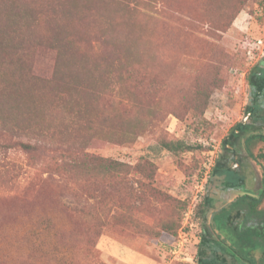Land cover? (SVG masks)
Instances as JSON below:
<instances>
[{
    "label": "rangeland",
    "instance_id": "374dc122",
    "mask_svg": "<svg viewBox=\"0 0 264 264\" xmlns=\"http://www.w3.org/2000/svg\"><path fill=\"white\" fill-rule=\"evenodd\" d=\"M0 25L31 52L0 59V264H198L213 250L226 257L213 264H264V227L244 220L215 223L218 243L241 250L201 246L203 210L210 224L245 192L223 190L211 171L254 102L264 0H0ZM50 36L65 41L64 56ZM250 133L264 134V121L237 142L244 154ZM20 140L43 149L27 154ZM170 140L194 149L170 151L161 144ZM248 147L253 189L264 142ZM86 152L123 169L56 165ZM207 195L216 208L204 207ZM12 210L17 217L3 215ZM44 217L46 245L31 252V224Z\"/></svg>",
    "mask_w": 264,
    "mask_h": 264
},
{
    "label": "trees",
    "instance_id": "16d2710c",
    "mask_svg": "<svg viewBox=\"0 0 264 264\" xmlns=\"http://www.w3.org/2000/svg\"><path fill=\"white\" fill-rule=\"evenodd\" d=\"M17 14L12 12V15H10V18L16 16ZM20 17L23 19L25 17H29L27 13H22ZM17 35L11 36V34L8 33V30H4V27L0 25V59L1 60H6L8 57L12 56L15 57L17 60H23L26 61L28 58V55L31 53L29 51L30 46L26 47L22 45V41H15ZM14 40L16 43L11 44L10 42ZM47 46L50 48L58 50V57H62L65 54V41L61 40L60 38L56 36H50L48 42L46 43ZM30 52V53H29ZM257 73L255 71L252 73V76L250 78V83H251V94L253 96V99H255V103H259L261 98H264V66L259 64L256 67ZM4 83V79H1L0 75V86ZM260 103L258 104V107H253L251 108L253 113H259L261 112L264 114V111L260 110ZM250 107V106H248ZM242 122H238L235 126V129H233L232 132L229 133V135L235 136L236 139L241 138V134L244 133L243 129L241 128ZM255 140H264V134L262 133H255L250 135L249 137L245 138V141L248 143V146H250V143L255 141ZM229 139L228 136L224 139V145L223 149L225 150V153H221V155L216 159V162L212 168L211 172L218 173V178L220 181L223 183L228 182V174L230 172V166L229 163L231 161L230 154L226 151L228 150L229 146L227 145ZM161 144L164 148L173 151V152H180V151H185V150H192L194 147L184 141L181 140H170V141H161ZM231 146L236 147L234 143H230ZM16 145H18L25 153L27 154H32V155H38L42 149L43 146L42 144L36 142H28L24 140H20L16 142ZM62 157L61 162L63 164H59L58 161H56V165L58 167H62L64 170H68V168L72 170H77L81 172H86V173H98V172H116V171H122L123 169V163L111 159V158H106L102 157L100 155H96L93 153H84L80 155L79 157H73L72 155L65 156V155H60ZM262 157H264V152H262ZM264 197V191L262 193V198ZM213 197L210 195H207L205 197V203L204 207H210L211 202L213 201ZM233 202H235V206L238 208L243 207V205L246 203V198L244 196H238ZM246 206L249 211H257V203L255 202H247ZM206 207V208H207ZM25 211V210H23ZM29 211V210H28ZM222 211H229L225 207L222 209ZM204 216H203V221H204V231L202 233V240H201V246L203 247H212L213 242H211V238L206 236L207 234L211 233V230L213 228H216V226L211 225L207 223V212L203 210ZM3 215L8 216H18V211H6L3 213ZM14 216V217H15ZM228 218V217H227ZM227 223L231 224L233 223L234 220L227 219ZM225 220V221H226ZM216 225L218 224V221L216 220ZM261 221L259 222V224ZM52 220L49 217H44L42 220H38L37 222H34L31 224V231H32V240L28 241L30 251L33 252L32 250L35 249H42L46 245L45 237H47V234L49 230H51L52 226ZM254 227L251 228L254 231H256L257 226L253 225ZM206 233V234H204ZM205 235V236H204ZM202 242H204L202 244ZM222 243V242H221ZM224 244V243H223ZM219 246L222 248V253L224 248V245ZM202 251V250H201ZM200 251V252H201ZM215 250H213L212 254L210 255H201L198 257V264H213L215 263L214 261V256H216L218 259H222L226 261L225 255H221L219 257L216 255ZM228 253V252H227ZM29 257H32V253L29 254ZM224 257V258H223ZM31 259V258H30Z\"/></svg>",
    "mask_w": 264,
    "mask_h": 264
},
{
    "label": "flooded vegetation",
    "instance_id": "af4514ba",
    "mask_svg": "<svg viewBox=\"0 0 264 264\" xmlns=\"http://www.w3.org/2000/svg\"><path fill=\"white\" fill-rule=\"evenodd\" d=\"M253 98V97H252ZM254 102L251 105H248L250 107L247 106V112H246V116L242 119V125L241 128L243 129L244 133L241 134V138L243 135H245V133L247 134V132L250 131V129L254 126L255 123H257L258 121H264V114H262L261 112L254 114L251 110V108L253 107H258L259 103H255V99H253ZM255 134V133H250L248 136ZM228 136V143L227 145L229 146L228 150L226 151V153L228 152V154H230L231 157V161L229 163L230 166V172L228 174V182L225 184L221 181V188H223V190H227V191H232L234 189H244L245 192L244 194H242L241 196H244L246 198V203L247 202H255L257 203V211H249L246 203L243 205V207L238 208L237 206H235V202H233L238 196H236L235 198L231 199L230 201H227L226 204H223L219 209L215 210L212 215H211V225H215V222L217 220V218L219 217V215L225 216V218L227 219H231V220H244L246 223V227H254L253 225L257 226L258 228H262L264 227V197L262 198V193L264 191V173H262L261 177H260V181L261 183H259L258 187L253 188V189H249L247 187V181L248 179V174H246L244 172V160L247 159V156L251 157V158H255L256 155H253L251 153V149L246 146V154H244L242 151L243 149H240V147L237 146V142L239 141L238 139H236L235 136L232 135H227ZM245 137V138H246ZM244 138V142L248 145V143L245 141ZM259 141H263L264 140H259ZM230 143H234L236 145V147L231 146ZM225 153V150L223 149L222 153ZM264 152V150H263ZM262 157V152L259 154ZM264 158V157H263ZM232 162V164H231ZM212 174V179L211 181H215L216 178H218V173H213ZM214 199V198H213ZM215 199L211 202L210 207L216 208L215 207V203H214ZM228 209L229 211H222L223 208ZM255 220V224H252L249 221ZM257 220H260L261 223H257ZM251 227V228H252ZM256 229V230H257ZM206 234V233H204ZM205 236V235H204ZM206 236L210 237L212 240L211 242H213V245L218 244L219 245V237H218V231L217 228H213L211 230L210 234H207ZM221 242V241H220ZM204 242H202L203 244ZM240 249H232L230 246L225 245L224 244V248L226 250V255L228 254L227 252L229 251H235V250H241L242 245H239ZM236 252V251H235ZM232 255L233 252L231 253ZM242 262L247 263V260L245 258H240V260L236 263V264H244Z\"/></svg>",
    "mask_w": 264,
    "mask_h": 264
},
{
    "label": "bare ground",
    "instance_id": "6f19581e",
    "mask_svg": "<svg viewBox=\"0 0 264 264\" xmlns=\"http://www.w3.org/2000/svg\"><path fill=\"white\" fill-rule=\"evenodd\" d=\"M6 216V215H5ZM15 216V215H14ZM3 223V222H2ZM8 223V222H7ZM1 228V227H0Z\"/></svg>",
    "mask_w": 264,
    "mask_h": 264
}]
</instances>
